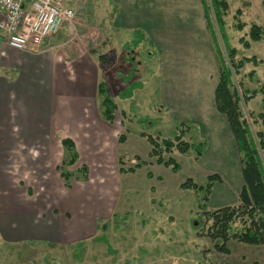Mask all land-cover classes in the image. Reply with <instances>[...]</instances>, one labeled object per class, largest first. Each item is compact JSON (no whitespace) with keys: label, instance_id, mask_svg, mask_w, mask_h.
Wrapping results in <instances>:
<instances>
[{"label":"rangeland","instance_id":"obj_1","mask_svg":"<svg viewBox=\"0 0 264 264\" xmlns=\"http://www.w3.org/2000/svg\"><path fill=\"white\" fill-rule=\"evenodd\" d=\"M205 1L223 55L222 47H235L238 58L254 55L264 62V40L247 36L251 23L264 30L262 0H227L228 10L219 22L210 1ZM65 5L75 12L68 26L64 23L34 50L18 49L37 59L45 49L52 54L55 50L62 61L68 57L71 63L60 66L61 77L50 81L45 77L43 85L36 79L37 87L27 90L22 69L3 66L7 58L0 51V79H8L0 85V208L40 207L30 224L38 226L41 238H48L11 245L0 239V264H264V244L228 240L224 253L202 235L199 206L207 185L212 186L206 210L237 204L242 185L235 142L213 102L220 62L208 28L205 41L211 47L206 50L205 42L191 39L189 47L177 50L175 58L182 63H170V56L147 54L152 46L146 34L111 29L113 18L120 21L114 0H65ZM237 23L245 26L240 30ZM193 30L184 37L192 38ZM108 37L114 49L107 46ZM3 39L0 35V44L6 45ZM112 53L117 63L109 60ZM195 57L197 64L184 65ZM231 79L234 86L242 79L247 90H259L264 85V63H245ZM98 82L107 84L117 105L112 123L101 117ZM74 84L86 90L84 103L76 99L81 91L71 90ZM66 87L70 94H64ZM263 98V92L258 93L248 108L263 111ZM60 105L85 109L66 112ZM257 128H262L259 122ZM175 135L202 144L199 155L194 150L163 155L179 164L176 172L148 155L147 141ZM65 137L74 141L73 152L79 155L72 165L61 144ZM139 161L144 164L134 171H119ZM211 174H218L221 181H209ZM188 178L202 189L180 188ZM62 229L69 230L67 236Z\"/></svg>","mask_w":264,"mask_h":264},{"label":"trees","instance_id":"obj_2","mask_svg":"<svg viewBox=\"0 0 264 264\" xmlns=\"http://www.w3.org/2000/svg\"><path fill=\"white\" fill-rule=\"evenodd\" d=\"M210 7H214V15L217 22L226 14L228 10L227 0H209ZM206 21L215 50V57L220 62L217 70V81L213 90V102L218 113L224 116L228 131L233 138L238 154L240 171L242 176V185L238 191V202L234 205H225L214 210H206L205 204L208 199V194L211 190V183L205 189L203 197L204 203L199 206L200 219L203 226L202 235L210 238L214 247L219 252H227L226 242L233 240L239 243L249 245L264 244V98L262 100L263 111L255 113L248 108V102L258 93L263 92L264 85L259 90L249 91L244 87L243 80H237V85L231 79L232 74L238 76L240 70L245 63H264L261 59L252 56L237 57L235 47H222L223 51L217 44V35L213 30V23L209 16V7L205 0H201ZM264 8V0H262ZM213 10V9H212ZM240 13V9H237ZM245 25L237 23V28L242 29ZM247 36L252 41L264 40L263 28L251 23L248 29ZM245 48L249 47V42L243 37L240 38ZM102 58V56L100 57ZM103 60L105 58L103 57ZM227 60V63L225 61ZM253 74V71L249 73ZM96 93L101 107V117L104 121L112 123L117 112V105L109 95V89L105 82H98ZM247 108V111L244 110ZM261 125V129H254V126ZM250 123V124H249ZM252 126V127H251ZM122 139V137H119ZM147 141L150 144L149 154L155 158L158 164L170 166L176 172L180 169L172 158L164 159V154L174 150L182 154H187L190 150H194L197 155L200 154L202 144L190 143L183 139L182 135H175L169 139H154L148 137ZM63 147L69 152L67 163L72 165L79 158L75 151V144L70 138L65 137L61 140ZM138 158V157H137ZM143 163L139 161L129 168H119L120 172H131L134 168L140 167ZM144 164V163H143ZM83 170L86 168L83 167ZM149 175V174H148ZM62 178H66L67 174H61ZM87 179L88 177L85 176ZM209 181H221L218 174L208 175ZM66 181V180H65ZM182 189L201 190L190 178L180 184ZM200 223V224H201ZM236 264V263H224ZM252 264H258L253 262Z\"/></svg>","mask_w":264,"mask_h":264},{"label":"crops","instance_id":"obj_3","mask_svg":"<svg viewBox=\"0 0 264 264\" xmlns=\"http://www.w3.org/2000/svg\"><path fill=\"white\" fill-rule=\"evenodd\" d=\"M114 6L117 9L116 16L120 18V21L119 23H116L115 20L117 18H113L110 24L112 26L111 29H126L130 32H135L136 35L137 33H140L141 35H144V37L146 34L149 37V41L151 42L152 46L146 49L148 55L156 54L157 57L164 55L165 58L170 56V63L172 61L181 62V60H177L175 58L176 55L180 53V51L177 50H180L184 47H189L191 39L194 43L197 40L198 42H205L203 47L206 50L207 47H211L210 41L208 40L207 42V39L205 41L204 32L206 25L201 0H114ZM192 20L194 21L195 26L192 25ZM194 28H196L197 31L193 30ZM191 30H193L191 32V34H193V37H184V34H188ZM188 38L189 40L187 44L183 45L184 40ZM108 39H110V42H108ZM108 39L106 42L107 46L109 47V49H114L113 41H111L110 37H108ZM0 51H3L5 57L7 58V60L2 63L3 66L8 68L15 67L22 69L21 75L27 82V90L30 88L35 89L37 87V85L33 84V81L36 79V81H39V85H43V80L45 77H47L49 81L51 80V77H61L60 66L71 63V60H69L68 57L66 58V60L62 61V58L57 52H55V50L53 54L46 49L43 50V57L40 56L38 59L34 58V56L30 53L21 52L2 44H0ZM109 60H112L113 63H117V58L115 57V54L113 55V53L112 58H109ZM118 60H120L119 56ZM197 60L198 57H195L193 60H186L183 63L184 65L197 64ZM73 62H75V65H78V61ZM4 72L5 69L3 73L1 72V77L3 76V78H5ZM41 74H44V77L39 80V76ZM75 76L77 77V74H75ZM6 80L4 81V79H0V85L2 86L4 82L5 84H7L8 79ZM77 87H79L78 84H74V86L70 88L71 90H74L75 94L78 93V90L81 91L82 95H76V99L77 101L84 103L87 92L84 89H77ZM47 88L50 89L49 85ZM61 91H63V89H61ZM64 91L66 92H64V94H70L69 87H66ZM166 104H168L167 101ZM60 106H62L60 108L66 112H75L80 110L83 111L85 109L84 106ZM51 110L52 109H50V111ZM41 211L42 210L40 207L30 208L29 204L23 207H1L0 239L9 240V243H7V245H11V243L14 241L38 240L39 242V240L48 239L47 237L41 238L39 234V228L36 224L34 226L30 224L29 219L32 216L37 219L38 214ZM68 212L70 213V217L74 214L70 209L67 211V214H69ZM60 224H62V221ZM54 226L56 229L55 233H58L57 226ZM61 231L62 233H65L66 236L67 233H69V230L62 229ZM48 232L52 235V231L50 228H48ZM76 238L79 239L80 236H77Z\"/></svg>","mask_w":264,"mask_h":264},{"label":"built area","instance_id":"obj_4","mask_svg":"<svg viewBox=\"0 0 264 264\" xmlns=\"http://www.w3.org/2000/svg\"><path fill=\"white\" fill-rule=\"evenodd\" d=\"M74 18L65 0H0V35L15 50L36 49Z\"/></svg>","mask_w":264,"mask_h":264}]
</instances>
